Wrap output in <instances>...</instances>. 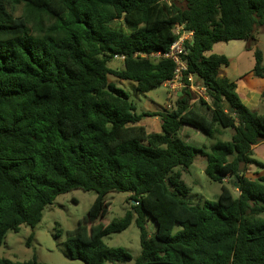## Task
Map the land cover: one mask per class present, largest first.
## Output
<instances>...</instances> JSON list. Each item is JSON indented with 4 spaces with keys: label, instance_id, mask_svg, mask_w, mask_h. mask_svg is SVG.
<instances>
[{
    "label": "trees",
    "instance_id": "obj_1",
    "mask_svg": "<svg viewBox=\"0 0 264 264\" xmlns=\"http://www.w3.org/2000/svg\"><path fill=\"white\" fill-rule=\"evenodd\" d=\"M175 24L193 33L185 59L208 102L195 106L183 91L170 111L138 115L111 79L132 81L143 94L161 86L174 64L135 54L166 52ZM262 25L264 0H0V246L8 232L34 228L57 196L81 190L96 195L88 223L111 193L128 194L130 210L86 237L70 232L71 259L128 264L132 256L103 238L133 223L140 244L133 264H264V176H245L248 165L264 168L252 158L264 142V114L218 76L228 59L207 55L216 43L252 48ZM116 55L125 57L121 68L109 66ZM253 58L254 76L264 77L258 48ZM142 116L158 117L160 132L147 133ZM184 126L213 143L189 145L178 135ZM225 129L233 134L221 141ZM196 155L221 184L216 201L201 205L189 202L181 180Z\"/></svg>",
    "mask_w": 264,
    "mask_h": 264
},
{
    "label": "rangeland",
    "instance_id": "obj_2",
    "mask_svg": "<svg viewBox=\"0 0 264 264\" xmlns=\"http://www.w3.org/2000/svg\"><path fill=\"white\" fill-rule=\"evenodd\" d=\"M177 4L179 6L183 5L181 2ZM257 35L258 48L264 54V34L260 32ZM220 44L226 45V43ZM239 45H242L241 42L232 41L229 47L232 49ZM243 46L242 50H246L245 43ZM234 56H237L235 51ZM117 61H111L109 66L111 68H120L117 65ZM111 80L114 81L118 88L128 94L129 101L133 103L136 114L151 113V111L159 112L165 109L167 93L162 85L143 94L136 90L135 83L132 81L122 80L120 82L115 79ZM194 103L195 106H198L199 102L194 101ZM260 104L259 112L264 114V99L261 100ZM153 118L142 116V124L148 128V132L160 131L158 120H153ZM227 133H223L222 138H227ZM178 135L189 145L196 148L202 146L209 147L213 143L202 132L188 126L182 127ZM205 167L206 159L200 155H196L189 169L182 172L181 180L190 187L188 200L193 205H201L205 200L216 201L220 193L221 184L208 179L204 173ZM249 169L250 171H254L253 166L249 167ZM224 185L227 186L226 184ZM232 192L235 196L238 194L236 191L232 190ZM95 197L94 192H83L81 190H73L57 196L52 205L45 207L41 221L34 228L23 225L18 232H8L6 234L0 246V258L17 262H24L35 258L39 264H85L80 260L69 257L67 247L68 234L73 230L82 229V234L86 237L95 225H107L112 219L120 218L126 211L130 210V204L127 200L128 196L125 193H111L105 198L104 212L98 219L92 223H88L87 216ZM260 217L264 218V215H260ZM154 230L155 226L153 222H149V233H153ZM31 233H33V237L29 240ZM103 242L108 247L126 250L133 258L128 264H133L134 260L139 256V231L133 223L121 233L104 237Z\"/></svg>",
    "mask_w": 264,
    "mask_h": 264
},
{
    "label": "crops",
    "instance_id": "obj_3",
    "mask_svg": "<svg viewBox=\"0 0 264 264\" xmlns=\"http://www.w3.org/2000/svg\"><path fill=\"white\" fill-rule=\"evenodd\" d=\"M264 34V25L259 27L256 31V43L252 48L249 47L248 41H238L242 45H239L236 48H230L228 42L225 44L216 43L213 45L212 49L207 53L210 54H219L224 55L228 59V65L222 66L219 68L218 76L220 78H226L231 82L235 83V91L238 94L241 102L249 109L256 111L259 114V107L261 106V100L264 99V77H255L252 69L254 65L253 50L258 48V33ZM246 44V50H242L243 44ZM259 49V48H258ZM234 51L237 56H234ZM261 51V50H260ZM230 53V54H227ZM262 54V52H261ZM120 68L123 66L122 62L117 61ZM262 63H264V54H262ZM260 104V105H259ZM154 112V111H151ZM153 120H158L159 128L160 121L158 117H154ZM142 124V119L139 123ZM147 133H157V132H148V128L145 127ZM229 130V131H227ZM160 132V131H158ZM227 133V138H222L223 133ZM233 134L232 129L222 130L219 139L221 141H228ZM213 141V140H212ZM253 156L257 162L264 164V142L256 144L252 147ZM253 166L254 171H250L249 167ZM245 176L251 179H256L260 176H264V168L258 167L256 165H248L245 170ZM228 179L224 180L223 184L227 185ZM236 191L235 189H232ZM237 192V191H236ZM126 196H129L126 194Z\"/></svg>",
    "mask_w": 264,
    "mask_h": 264
},
{
    "label": "built area",
    "instance_id": "obj_4",
    "mask_svg": "<svg viewBox=\"0 0 264 264\" xmlns=\"http://www.w3.org/2000/svg\"><path fill=\"white\" fill-rule=\"evenodd\" d=\"M172 33L175 36V40L171 43L166 52L158 51L148 55L135 54V56L149 57L155 61L161 59L169 60L174 64L172 76L162 83V86L166 89L167 93L164 109L166 111L172 109L175 100L183 91H188L192 95L193 101H199L202 99L208 102L205 88L197 82L195 75L188 71L185 59L188 53L186 44L192 42L193 33L191 31H185L184 25L182 24H175ZM115 59L123 62L125 57L122 55H116ZM133 204L136 203L134 202Z\"/></svg>",
    "mask_w": 264,
    "mask_h": 264
},
{
    "label": "water",
    "instance_id": "obj_5",
    "mask_svg": "<svg viewBox=\"0 0 264 264\" xmlns=\"http://www.w3.org/2000/svg\"><path fill=\"white\" fill-rule=\"evenodd\" d=\"M193 42V41H192ZM192 42H191V44H192Z\"/></svg>",
    "mask_w": 264,
    "mask_h": 264
}]
</instances>
